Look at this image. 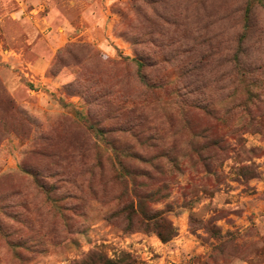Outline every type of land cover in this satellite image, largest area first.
<instances>
[{
  "label": "rangeland",
  "instance_id": "374dc122",
  "mask_svg": "<svg viewBox=\"0 0 264 264\" xmlns=\"http://www.w3.org/2000/svg\"><path fill=\"white\" fill-rule=\"evenodd\" d=\"M109 260L264 264V0H0V264Z\"/></svg>",
  "mask_w": 264,
  "mask_h": 264
},
{
  "label": "trees",
  "instance_id": "16d2710c",
  "mask_svg": "<svg viewBox=\"0 0 264 264\" xmlns=\"http://www.w3.org/2000/svg\"><path fill=\"white\" fill-rule=\"evenodd\" d=\"M140 211L141 212L139 213L141 216H143V220H146L145 223L146 226L150 228V230L156 231L159 237L163 241H168L172 239L175 235H177L176 228L173 222L171 221V219L164 217L161 211L159 210H152V211L140 210ZM107 264H119V263L109 260Z\"/></svg>",
  "mask_w": 264,
  "mask_h": 264
},
{
  "label": "crops",
  "instance_id": "0c3cea01",
  "mask_svg": "<svg viewBox=\"0 0 264 264\" xmlns=\"http://www.w3.org/2000/svg\"><path fill=\"white\" fill-rule=\"evenodd\" d=\"M23 1H25V0H23ZM16 15L15 16H18V18L20 19V21H21V24L23 25V26H25V24H26V16H25V10H18L17 12H14ZM19 88V87H18ZM23 90H22V93H23V95H22V97L23 96H25L26 94H27V98H29L30 96H31V94H32V90L31 89H29V90H25L23 87H21ZM27 92V93H26ZM23 99H26V98H23Z\"/></svg>",
  "mask_w": 264,
  "mask_h": 264
}]
</instances>
